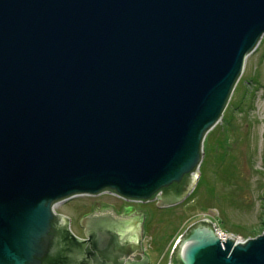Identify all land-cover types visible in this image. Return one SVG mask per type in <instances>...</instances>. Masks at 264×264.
I'll return each mask as SVG.
<instances>
[{
	"label": "water",
	"instance_id": "95a60500",
	"mask_svg": "<svg viewBox=\"0 0 264 264\" xmlns=\"http://www.w3.org/2000/svg\"><path fill=\"white\" fill-rule=\"evenodd\" d=\"M263 35L264 0H0V264H104L91 237L112 264H147L113 220L84 217L81 239L53 207L104 192L171 205L160 192L185 176L191 192ZM172 253L264 264V230L221 238L205 218Z\"/></svg>",
	"mask_w": 264,
	"mask_h": 264
},
{
	"label": "rangeland",
	"instance_id": "374dc122",
	"mask_svg": "<svg viewBox=\"0 0 264 264\" xmlns=\"http://www.w3.org/2000/svg\"><path fill=\"white\" fill-rule=\"evenodd\" d=\"M197 176L192 193L170 209L156 200L123 201L145 217L151 264H168L180 236L205 218L237 240L256 238L264 230V35L246 58L221 119L203 141ZM120 200L109 192L80 195L57 203L55 213L68 216L78 233L83 214Z\"/></svg>",
	"mask_w": 264,
	"mask_h": 264
},
{
	"label": "flooded vegetation",
	"instance_id": "af4514ba",
	"mask_svg": "<svg viewBox=\"0 0 264 264\" xmlns=\"http://www.w3.org/2000/svg\"><path fill=\"white\" fill-rule=\"evenodd\" d=\"M194 190V188L192 189ZM175 194L178 196H181V199L171 205H164V206H159L163 209H170L171 206H175L177 204H180L182 202H184L186 200V197L188 195H190L192 193V191L187 194H185V190L184 191H179L174 190V189H168L166 191H161L160 192V200H162V198L166 197V194ZM156 200L155 198L151 199V201ZM124 200H120L119 202L114 204V207L108 206V205H104V206H97L92 208L90 211H88L87 213L83 214V216L80 218L81 220L84 217L87 216H91L93 218L98 219L99 221L102 222H110L111 220H113V222L115 223V230L117 232V236L119 239V242L121 244L122 247L125 246V238H128L129 241H131L132 245L134 248H139L141 247L143 254L145 256H147L148 258V262L147 264H151L152 263V258L150 256V253L148 254L147 252V246L145 244V235H146V231L144 224L146 223L145 217L143 216V214H138V216H136L135 214L137 213V209L134 207H129L127 205L123 204ZM157 204H159V200L157 199L155 201ZM66 216V215H64ZM68 218V216H66ZM69 223H70V229L73 231V233L80 237L81 239L85 238V228L80 225V231H78V233H75L73 230V222L71 221V219H69ZM138 224V226H137ZM88 229L89 230V234L95 235L97 234V228H95V226H91L88 225ZM128 228V229H126ZM131 233L130 235H128V232ZM127 232V233H126ZM87 246L91 249L92 251V255L91 256H87L89 259L91 258L93 260V262L95 261L94 258L99 259L100 262L104 263V264H112L111 263V255L109 254V251H106V253L104 254L103 252H99L96 251L93 247V238L91 237L90 240L87 243ZM174 253V252H173ZM173 253L171 256V260L168 264H173L172 258H173ZM120 262L125 261L124 263H126V258H121L119 259Z\"/></svg>",
	"mask_w": 264,
	"mask_h": 264
},
{
	"label": "trees",
	"instance_id": "16d2710c",
	"mask_svg": "<svg viewBox=\"0 0 264 264\" xmlns=\"http://www.w3.org/2000/svg\"><path fill=\"white\" fill-rule=\"evenodd\" d=\"M188 182H189V176H185V178H184V180H183V182L181 183V185H180V187L178 188L177 186H175V185H173V186H171L169 189H174V190H179V191H184L186 188H187V186H188ZM168 190V189H167ZM164 191H166V190H164ZM58 257H62V258H64L65 257V254H60ZM63 261V259H61V262ZM60 263V261L58 260V262H57V264H59ZM54 264V263H53ZM175 264V263H174Z\"/></svg>",
	"mask_w": 264,
	"mask_h": 264
},
{
	"label": "built area",
	"instance_id": "2783aa9c",
	"mask_svg": "<svg viewBox=\"0 0 264 264\" xmlns=\"http://www.w3.org/2000/svg\"><path fill=\"white\" fill-rule=\"evenodd\" d=\"M214 228H215V230L217 231V233L219 234V236L221 237V238H226L227 236H225L224 234H222L220 231H218L217 230V228L214 226ZM230 238H233L234 240H237V239H235L234 237H230ZM237 241H242V240H237Z\"/></svg>",
	"mask_w": 264,
	"mask_h": 264
},
{
	"label": "bare ground",
	"instance_id": "6f19581e",
	"mask_svg": "<svg viewBox=\"0 0 264 264\" xmlns=\"http://www.w3.org/2000/svg\"><path fill=\"white\" fill-rule=\"evenodd\" d=\"M56 206L53 207V210L55 211Z\"/></svg>",
	"mask_w": 264,
	"mask_h": 264
}]
</instances>
